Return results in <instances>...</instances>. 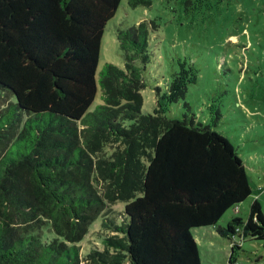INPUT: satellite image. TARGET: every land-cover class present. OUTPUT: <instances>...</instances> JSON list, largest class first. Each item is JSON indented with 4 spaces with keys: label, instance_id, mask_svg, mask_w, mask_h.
Wrapping results in <instances>:
<instances>
[{
    "label": "trees",
    "instance_id": "16d2710c",
    "mask_svg": "<svg viewBox=\"0 0 264 264\" xmlns=\"http://www.w3.org/2000/svg\"><path fill=\"white\" fill-rule=\"evenodd\" d=\"M121 1L0 0V264H201L193 231L210 226L236 264L242 240H264L257 198L247 219L218 226L253 193L237 149L210 124L166 115L197 72L178 71L142 111L155 20L117 30L125 64L106 62L98 80Z\"/></svg>",
    "mask_w": 264,
    "mask_h": 264
},
{
    "label": "rangeland",
    "instance_id": "374dc122",
    "mask_svg": "<svg viewBox=\"0 0 264 264\" xmlns=\"http://www.w3.org/2000/svg\"><path fill=\"white\" fill-rule=\"evenodd\" d=\"M143 20L158 23L143 71V113L158 109V87L161 95L166 93L178 71H196L197 81L188 85L185 98L168 104L166 115L182 120L187 114L188 120L195 117L212 125L245 163L253 193L229 209L220 225L226 226L235 215L247 219L256 198L264 212V0H153L151 6L137 7L122 0L105 27L98 80L106 62L125 64L117 30ZM101 93L100 89L91 111L102 102ZM101 222L99 217L79 243L82 255L95 246L98 239L92 233ZM193 235L199 241L201 264H228L232 248L227 238L200 229ZM234 256L236 264H264V240L245 238Z\"/></svg>",
    "mask_w": 264,
    "mask_h": 264
},
{
    "label": "crops",
    "instance_id": "0c3cea01",
    "mask_svg": "<svg viewBox=\"0 0 264 264\" xmlns=\"http://www.w3.org/2000/svg\"><path fill=\"white\" fill-rule=\"evenodd\" d=\"M220 224H218L219 226ZM202 231V232H201ZM204 232H208L209 234H211V236L213 237H218V234L214 228V226H210V227H205V228H201L200 229V233H204ZM197 240V239H196ZM199 242V241H198Z\"/></svg>",
    "mask_w": 264,
    "mask_h": 264
}]
</instances>
